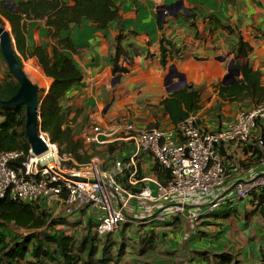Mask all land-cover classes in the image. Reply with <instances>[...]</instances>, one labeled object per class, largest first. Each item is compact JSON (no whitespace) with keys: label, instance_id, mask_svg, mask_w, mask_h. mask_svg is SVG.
I'll use <instances>...</instances> for the list:
<instances>
[{"label":"crops","instance_id":"1","mask_svg":"<svg viewBox=\"0 0 264 264\" xmlns=\"http://www.w3.org/2000/svg\"><path fill=\"white\" fill-rule=\"evenodd\" d=\"M112 1L118 8V15L106 30H99L88 20H83L80 25L71 26L68 31L70 37L80 45L79 53L72 57L80 68L83 79L80 85L72 87L62 105L69 112L67 116L69 121L75 117L73 122H69V125L77 139H81L88 133L92 125L105 124L100 114L104 111L100 106L101 95L103 91L111 92L110 89L115 88L119 92L125 89L130 90L133 87L139 88L137 92H140V89L143 88L147 94H149L148 92L152 93V97L150 96L147 100L160 112L161 120H164L163 123L168 126L166 128L168 130L172 125L167 117L162 115L159 107V101L168 94L167 83L166 86L164 85L165 77L169 73L168 68L174 65L178 73L184 75L186 84L200 86L204 83L211 85L219 82L226 75L230 61L237 56L236 43L239 36L249 43L252 50L246 59L239 57L235 61L245 60L254 70L261 71L264 75V0ZM7 3L9 2H6L4 6ZM10 6L12 9L6 8L13 10V5ZM216 21L218 25L229 26L231 31L215 28ZM159 23L161 27H159ZM118 31H121L126 37L122 45L131 58V63L128 65L122 61L128 72L113 76L109 59L114 51V38ZM66 33L64 32L63 35ZM24 36L29 49L35 45L46 46L49 44L50 46L53 44L47 35L43 21H27ZM161 37L171 39L184 52L183 58L169 62L165 68L159 61V39ZM194 57H198V59ZM29 60L36 64L34 59ZM31 65L33 64L28 63L26 66L28 78L34 80L33 83H38L39 81L36 82V80L39 77L43 81L46 77L34 65V70H31ZM46 79L49 81V86L51 80ZM171 80L172 83L176 81L175 78ZM47 89L48 87L43 88L45 92ZM213 97L217 100L216 93H213ZM231 105L222 104L221 107L223 116L228 117L231 114L230 118L233 119L235 112L232 111L234 107ZM76 108L82 109L81 114L80 110H77L74 115L73 110ZM94 109L97 111L91 113ZM202 110L203 108L194 114L196 119ZM109 112L110 109L107 113ZM219 115L222 116V114ZM153 123L151 122L149 125ZM257 132L264 135V121L260 123ZM117 143H122L124 149L118 152L113 159L123 158L127 161L134 150L131 142L118 141ZM236 157V161L242 162L243 170L237 175L227 176L225 193L231 190L236 181L264 175V168L257 165L255 157L245 154L243 149H238L235 146L229 147L226 163L230 164ZM136 164H139L144 177L154 179L151 170L154 161L150 155H138ZM188 201L190 208L207 203V200L199 199L197 196ZM161 208L163 207L159 206L157 210ZM229 208L233 213L227 219L213 218L209 214L201 217L197 223L180 218L166 223L164 226L153 228L157 234L164 232L158 235L157 241H161L165 235V231L161 230L176 223L174 234L176 239L172 241V247L167 245L157 247L156 243L154 251L139 256L129 255L128 250L125 249L119 264H170L171 262L220 264V260L213 258V255L222 253L229 254L234 258L231 264L234 262L236 264H264V217L255 211L252 195L246 201L227 203L217 209L215 213ZM153 210L150 203L133 200L129 204L127 213L136 218L142 213L147 215ZM143 216L141 215V217ZM140 226L143 228L145 225ZM133 233L134 231H131L128 238L137 239V233ZM202 251L207 252L206 259L200 258L198 253ZM149 255H154V263L149 262L153 259L146 260L147 262L139 259V257ZM164 258H167L168 261L165 262ZM170 260L171 262H169Z\"/></svg>","mask_w":264,"mask_h":264},{"label":"trees","instance_id":"2","mask_svg":"<svg viewBox=\"0 0 264 264\" xmlns=\"http://www.w3.org/2000/svg\"><path fill=\"white\" fill-rule=\"evenodd\" d=\"M6 2H11L14 9L8 10L4 6ZM117 15L118 8L112 0H0V25H4V20L10 25L18 53L16 58L19 62L21 59H34L35 65L43 75L51 80L47 92L40 90L39 93L41 102L39 130L47 135L50 143L56 145L59 155L70 154L79 165L87 164L91 158L99 154L98 150H103L101 152L112 156L120 147L117 143H110L100 149L95 145H85L81 139L74 137L69 122H73L75 117L72 121L68 120L69 112L63 108L62 102L67 98L72 87L80 85L83 74L72 57L79 53L80 45L70 37L68 31L71 26L80 25L83 20H88L99 30H106ZM27 21H43L53 44L35 45L29 49L24 36ZM159 27H161L160 23ZM217 27L231 31L229 26L218 25L216 21L215 28ZM64 32L67 33L63 35ZM125 38L121 31H118L114 38V51L109 59L113 76L128 72L122 61L128 65L131 63V58L122 45ZM251 50L249 43L239 36L236 43L237 56L246 59ZM159 53V61L164 68L169 62L184 57L182 48L177 47L166 37L159 39ZM194 58L198 59V57ZM0 59L4 62L1 54ZM230 72L233 74L239 72L234 81L221 80L213 85L218 103L240 105L248 102L252 106L264 103V80L261 71L254 70L241 61H234ZM24 73L28 78L26 67ZM18 85L6 70L0 81V100L4 101L12 97L17 92ZM159 107L169 123L176 126L202 108L201 86L185 84L184 87L173 90L162 98ZM24 110L23 106L0 109V151L21 150L27 154ZM156 126L151 124L146 129ZM243 150L245 154L255 157L258 161L259 155L255 148L245 147ZM220 153L226 154L222 149ZM238 163L242 167L240 160ZM151 170L152 176L160 185L166 186L170 182V171L161 167L156 161ZM126 175L128 176V173ZM143 177L137 164L136 179L140 180ZM120 182L125 188H131L133 192L139 191L130 187L125 179ZM251 195L255 211L264 217V188ZM151 205L154 210L149 213L160 206ZM232 213V209L229 208L222 212H214L210 216L227 219ZM91 218L87 210L82 209L67 221L60 212L53 214L35 203H24L8 197L0 199V264H119L125 252V244L123 241L115 240L112 237L113 233L104 235L103 239L99 237ZM156 222L151 220L143 228L133 223L129 226L134 228L132 232L134 231L138 236L137 239L130 238L138 247V255L155 250L158 234L153 228L167 223L155 224ZM9 226L23 230L27 234H16L14 230L8 229ZM79 227L82 228L77 233ZM124 230L123 227L122 232ZM198 254L201 259L207 258L205 251ZM213 258L219 259L220 264H231L234 260L226 253L214 254Z\"/></svg>","mask_w":264,"mask_h":264},{"label":"built area","instance_id":"3","mask_svg":"<svg viewBox=\"0 0 264 264\" xmlns=\"http://www.w3.org/2000/svg\"><path fill=\"white\" fill-rule=\"evenodd\" d=\"M263 121L264 103L237 110L233 119L221 121L214 130L198 124L194 115L168 130H137L130 122L109 128L94 124L81 138L85 145L126 141L134 148L127 161L114 159L108 169L97 157L79 165L70 154L59 155L52 143L49 152L40 157H35L29 148L27 154L21 150L0 151V199L35 203L53 214L60 212L67 221L86 209L99 237L115 233L127 223H169L180 218L197 223L221 206L246 201L253 192L264 188V175H257L236 181L225 193L227 176L243 170L235 159L226 163L229 147L255 148L259 155L257 165L264 168V135L257 132ZM41 136L48 140L46 134ZM220 149L226 154L221 155ZM140 154L150 155L170 171L171 180L166 186L148 177L136 179ZM123 179L132 188L136 184L144 186L133 192L122 185ZM194 196L207 203L190 208L188 200ZM133 200L163 208L138 222L127 213Z\"/></svg>","mask_w":264,"mask_h":264},{"label":"rangeland","instance_id":"4","mask_svg":"<svg viewBox=\"0 0 264 264\" xmlns=\"http://www.w3.org/2000/svg\"><path fill=\"white\" fill-rule=\"evenodd\" d=\"M4 26H5L6 30L8 27V31H10V26L8 25V23L5 20H4ZM21 62L23 65V71H24V69L28 63L33 64L38 69V67L29 59H27V60L21 59ZM33 65H31V70L32 69L34 70ZM6 70L8 71L5 62H3L0 59V81L4 77ZM40 73H41V71H40ZM28 79L30 80V78H28ZM44 80H46V82ZM44 80L42 81L40 77L38 80H36V82L39 81L38 83H36L38 86L42 82H45L44 84L39 86L41 90H43V87L44 88L47 87L46 83L48 80L46 78ZM263 80H264V75H263ZM30 81H32V80H30ZM216 83L217 82H215L211 85H206L205 83H204V85L200 84L201 94H202V108H203V110H202V113L200 114V116H198L196 119V121L200 120L197 122L200 125H204V126L214 125L213 127H210V129H213V130L215 128H219L220 122L223 121L224 119H231L230 118L231 114H229L228 117L223 116L224 114L222 113V107H221L222 104H219L218 101L216 100V98L213 97V93H215V91L213 89V85H215ZM114 86H115V84H114ZM167 87H169V85H167ZM196 87H199V86H196ZM138 89L139 88L133 87L130 90L125 89V90H122L121 92H119L118 89L115 88V89H110V90H112L111 92H109L107 90L103 91V94L101 95V99H100V101H101L100 106L102 107V109H104V111H102L100 114H101L105 124H102V126L109 128V127H112V126H115L118 124H122L124 122H130V123L134 124V126L137 130H140V129H146L147 126L151 122H154L153 125H157L156 127H160L162 129H166L168 127L165 123H163L164 120H161L162 118H161V114H159L160 112L158 110H156L155 107L153 106V104H151L147 100L150 98V96L152 97V93L148 92L150 95L147 94L146 93L147 91L143 88L140 89V92H137ZM250 105H251L250 103L246 102V103H242L240 105H235V104L233 105L232 104L231 106L234 107L232 109V111L236 112L239 109H246V107H249ZM228 106H230V105H228ZM115 107H117V108H115ZM109 109H110V112L107 113V111ZM77 110H80V114H81L82 109L76 108L73 110L74 115L77 112ZM91 110H92V108H91ZM95 110L97 111V109H94L91 113L95 112ZM219 114H222V116H220ZM71 117H72V115H71ZM102 146L103 145L98 146V147L101 149ZM117 146L120 147V149L118 151H122L124 149V145L122 143H117ZM98 151H99V154L96 155L95 157L100 159L104 169L110 168L111 163L114 160L113 158L116 157V155L118 154V151L110 157H108V155L106 156V154L104 152H101L103 150H98ZM105 159H107V160H105ZM236 159H237V157L235 158V160ZM49 161L51 162L52 159ZM143 186H144L143 184H141V185L136 184L135 188H139V187L142 188ZM153 191L155 192L154 188H153ZM150 214L151 213L146 215V214L142 213L141 215H144L143 217H145V216H148ZM141 215L136 217V220L138 222L141 221V219H140V218H142ZM155 224H159V221H157ZM130 225L131 224L127 223L124 226H120L119 229L115 233L112 234V237L115 240L123 241V243L125 244V247H126L125 249L128 250L129 255L137 256L138 255L137 254L138 247L133 242L132 239L128 238V234H131V231L134 229L132 227L130 228L129 227ZM144 225H146V224H144ZM122 227L125 228V230L123 232H122ZM81 228L82 227H79L78 230H76V232L78 233V231H80ZM8 229L14 230V232L16 234H21V235L27 234V232H25L23 230H16V228H14L13 226H9ZM175 230H176V223H174L173 225H168L167 228H165V230H161V231H165V235L162 238L163 240L156 242L157 247H164L167 245L168 247L171 248L172 247V241L174 239H176V238H174ZM74 233L75 232H73V234ZM161 233H164V232H158V235H160ZM103 238H105V237H102V239ZM139 259H142L144 261L153 259L149 262L150 263L155 262L154 255H149V256L142 257V258L139 257ZM164 259H165V262L168 261L167 258H164ZM169 262H171V260ZM170 264H180V262H171Z\"/></svg>","mask_w":264,"mask_h":264},{"label":"water","instance_id":"5","mask_svg":"<svg viewBox=\"0 0 264 264\" xmlns=\"http://www.w3.org/2000/svg\"><path fill=\"white\" fill-rule=\"evenodd\" d=\"M12 3L9 2L5 7L12 9L10 6ZM0 54L3 57V60L7 66L9 73L15 78L18 82L17 92L10 97L8 100H0V109L5 108H15L18 106H23L25 108V124H24V134L28 148L35 157H40L50 150L51 143L46 139L45 136H41L42 133L39 130L40 117L39 111L41 102L39 101L40 87L30 81L26 74L23 71L22 62H19L16 56L15 43L11 31L6 30L4 25H0ZM239 57L236 56L237 60ZM235 59L230 61L227 73L224 76L222 82L230 79L234 81L235 76L239 75V72H230V67L234 63ZM243 64H247L245 60L241 61ZM168 75L165 77V86L166 81L175 78L176 81L172 87H166V91L170 93L173 90L184 87L185 77L183 74L178 73L174 65H171L168 68Z\"/></svg>","mask_w":264,"mask_h":264},{"label":"flooded vegetation","instance_id":"6","mask_svg":"<svg viewBox=\"0 0 264 264\" xmlns=\"http://www.w3.org/2000/svg\"><path fill=\"white\" fill-rule=\"evenodd\" d=\"M166 83H167V85H169V87H172L173 86L172 80H167Z\"/></svg>","mask_w":264,"mask_h":264},{"label":"bare ground","instance_id":"7","mask_svg":"<svg viewBox=\"0 0 264 264\" xmlns=\"http://www.w3.org/2000/svg\"><path fill=\"white\" fill-rule=\"evenodd\" d=\"M48 83H49V81H47V87H48ZM47 87H46V88H47ZM43 88H44V87H43Z\"/></svg>","mask_w":264,"mask_h":264}]
</instances>
